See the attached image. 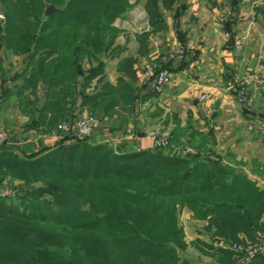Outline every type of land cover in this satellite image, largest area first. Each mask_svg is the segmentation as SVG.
<instances>
[{
	"label": "trees",
	"instance_id": "16d2710c",
	"mask_svg": "<svg viewBox=\"0 0 264 264\" xmlns=\"http://www.w3.org/2000/svg\"><path fill=\"white\" fill-rule=\"evenodd\" d=\"M0 1V49L24 57L15 95L34 96L39 82L46 87L37 115L26 109L24 140L57 121L73 123L76 107L92 111L114 91L129 102L155 97V91L135 93L139 59L150 52V36L167 29L161 12L175 8L177 17L182 12V0H143L149 30L135 35L137 57L120 58L116 83L106 82L86 95L87 83L103 75L102 58H119L125 51L117 45L121 31L113 23L138 0ZM203 1L212 7L217 0ZM47 5L63 9L45 16ZM230 30L227 24L225 31ZM170 62L160 65L171 70ZM107 86L112 91H104ZM114 103H106L103 113ZM123 146L115 150L93 135L48 148L42 144L25 156L0 145V186L8 173L13 179L20 174L25 184L33 179L43 184L22 187L16 205L0 198V264H194L178 253L185 248L178 219L184 208L204 223L209 242H200V249L214 264L234 263L241 253L225 245L240 242L239 234L255 242L264 216V188L242 171L221 159ZM245 264H264V255Z\"/></svg>",
	"mask_w": 264,
	"mask_h": 264
},
{
	"label": "rangeland",
	"instance_id": "374dc122",
	"mask_svg": "<svg viewBox=\"0 0 264 264\" xmlns=\"http://www.w3.org/2000/svg\"><path fill=\"white\" fill-rule=\"evenodd\" d=\"M137 4H132L131 6V14L135 13L133 7H135ZM186 1L182 0V12L179 14V16H176V10L173 8L170 12L162 11V18L167 23V29L163 32H160L156 40V43L158 45L159 54L163 57H166L169 52L172 51V53H175V50L178 48H175V38L179 43H181V47L185 49L186 58L185 63H189L191 60L188 57L190 55V51L186 46V41H188L187 37V31L186 27H183V24L180 22L183 18V14L186 12ZM0 8L2 11V16H0V20L3 18V9L0 1ZM137 14V13H136ZM185 16V15H184ZM133 17V15H132ZM141 17V16H140ZM135 19H139V16ZM141 19V18H140ZM126 21L130 22V26L127 27L122 34V39H118L117 45L119 47L126 48L127 44L129 46V42L131 40V35L135 33L136 28L141 27L143 25L142 20H136L138 21L135 25H133L134 18H128ZM232 23H236V21H232ZM228 25L231 24L230 22L227 23ZM127 24H124L123 27H126ZM222 28L221 30L225 31V26L220 25ZM132 27V28H131ZM235 29L234 25L232 27ZM170 31V32H169ZM226 32V31H225ZM251 34V33H250ZM153 35V40H154ZM254 37V36H253ZM179 38V39H178ZM256 39V37H255ZM255 39L253 43L255 42ZM154 40V41H155ZM120 41V43H118ZM153 41V42H154ZM152 42V41H150ZM257 42L254 43L256 45ZM153 45V44H152ZM242 45V44H241ZM245 45V44H244ZM154 47V46H153ZM217 47V46H216ZM258 47H261V44L258 45ZM243 48V45L241 46V50ZM246 49V45H245ZM262 51H264V45L262 46ZM215 53V51L213 52ZM250 53V52H249ZM257 54L254 59L250 60V62H247L249 65L247 67H241L238 71H236L237 77H242L245 75L253 74L254 72L259 73V75L264 77V58ZM8 60L9 56L6 54V52L3 49H0V68L2 69L0 72V97H3L6 91L11 86L12 82L11 80L15 81V78H18V69L20 68L18 66L17 69L14 66L13 68H8ZM103 75L100 77H97L96 79L90 81L87 83V88L85 89V94L90 95L95 93L96 91H99L102 89L103 84L110 81H113L115 77H119L116 75V66L113 65L112 60L114 58H111L109 55L107 57H103ZM183 61V62H184ZM86 62V61H85ZM210 62V61H209ZM217 62V60L215 61ZM220 65L222 64V59H219ZM11 63V62H10ZM154 64L157 62H152V60L145 59L144 62L140 61L137 69L139 74V81L134 84V88L136 89V94H141L143 91H146L145 89H148V85L152 83V80H147L142 77V71L146 64ZM84 68L87 69L88 64L87 62L84 63ZM19 65L24 66V60L20 61ZM217 66V65H216ZM223 66V65H222ZM171 68V67H170ZM11 69V70H9ZM115 69V70H114ZM169 76L167 79L166 84L162 88V90L157 91L154 88V85L152 84V88L155 91V97H147L145 99H141L140 97H137L133 102H129L126 99L123 98V96L120 94L121 92H113L111 96H108L107 98H102L99 100L98 104L96 105L95 109L91 111V107H86L84 109H81L80 107H76L73 110V113L75 115L74 119H76L78 116H81L83 114L90 115L94 119H96L100 125H101V132L103 134H108L112 138L115 139L113 136L114 132H118L121 134V137H126V135L129 134V132H136L139 134H146L148 137L149 135H154L157 139L166 140L168 142L169 148H175V149H184V148H190L192 149L195 154L194 156H199L201 158H214V159H221L226 165L230 166L232 169L236 171H241L243 168L246 167H258L262 169L261 171H258V173H261L262 176H264V139L260 142H252V143H243V141L239 144L237 141V145L240 146V151L238 153L233 154L229 153L228 156H225V153H220L217 150H212L210 141L208 138H204L201 134L194 131L193 124H190L188 127V130H193L194 132L189 133L187 132L188 139L184 138V132H181V127L177 123V118L179 117V113L182 110V104L184 100L187 99L188 96L187 93H185L180 98L177 97V93L181 92L184 88V90H187V87L184 86V82L187 80H183L179 82L178 86H175V84H172L173 81H175L176 74L175 71L169 69ZM215 77V76H214ZM23 78V77H22ZM22 78L19 80L22 81ZM230 76V80H231ZM82 79V77H80ZM229 82V80H228ZM181 85V86H180ZM178 87V88H177ZM81 89L80 86L78 88ZM113 87H105L104 91H112ZM178 89V90H177ZM177 90L178 92H175ZM253 90L254 92H258L260 95L264 96V91L258 86L251 84L249 86V92ZM187 92V91H186ZM230 92V93H229ZM46 93V87L42 82H39L37 85L36 94L30 95L26 92L23 97H17V95H14V98H10L8 100L7 104L4 106H0V134L3 133L6 135V140L0 144V145H6V147L12 148L16 151H20L23 155L29 156L31 155L32 149H35L36 152L41 150V145H45L47 148L51 147L54 142H62L63 144H68L69 138H56L53 137V135L58 136L59 133H57V129H54V126L62 124L58 121L52 126L48 128H39L38 134H35L34 136L30 135L28 140H24L22 138V133L24 130L27 129V126L29 124V114L26 112L27 107L33 111L40 108L42 103L47 98L45 96ZM189 94V93H188ZM228 96L232 98V100L237 105H245L248 109H251L250 107V99L246 98V103L239 104L236 99L235 93L232 91V89L228 90ZM204 96L201 97L203 99ZM264 98V97H261ZM180 99V100H179ZM28 100V101H27ZM111 100H114L116 103H114L115 106L111 107L109 110L104 112V106L106 103L110 102ZM29 102V104H28ZM261 103V102H259ZM263 103V102H262ZM262 109L264 108L261 106ZM70 109V108H69ZM37 111H35V115H37ZM92 112V113H91ZM258 116L255 117V120L243 122L241 123V130L242 135L244 136H256L254 132H250L248 130L249 125L254 124V128L257 129L260 127V125H264V112L261 114H257ZM24 117L25 119H22ZM114 117H117V120H113ZM211 118V123L214 122V118L217 117L215 113L211 114L209 116ZM188 118V116H187ZM189 119V118H188ZM213 120V121H212ZM218 120V119H216ZM191 123V121H189ZM209 122V121H208ZM204 122L203 124H199L200 128L208 127L207 123ZM215 123V122H214ZM217 124V123H216ZM129 125L131 126V129H129ZM58 127V126H57ZM176 127V129H175ZM235 127V126H233ZM131 131H127V130ZM138 130H141L140 132ZM33 131V130H31ZM176 131V132H175ZM178 131V132H177ZM108 132V133H105ZM176 138H175V134ZM258 137H263L264 135H257ZM126 139V138H122ZM251 139V138H247ZM233 142V141H230ZM110 147L114 148L116 150L117 145H120L115 139V142H105ZM22 146V150L20 148ZM237 146V147H238ZM160 147L157 145H154L153 148ZM167 151L168 153L172 154L168 148L160 147ZM122 150H130L129 147L123 146L121 148ZM229 149V148H228ZM232 150H229V152ZM179 157H187V156H180ZM192 156V155H191ZM239 157V158H238ZM17 178H12L10 173L6 175L4 178L2 185L0 186V198L4 199L6 201V204H18L17 195L20 194L21 188H31L33 185H36L37 183H40L43 187L42 183L38 179H33V181H30L28 183H24L23 177L20 176V174L17 175ZM20 176V177H19ZM260 186V183H258ZM43 198L45 199H51L48 195H44ZM22 209V208H21ZM179 224L183 230L184 233V242H185V248L182 250H178L179 258L187 259L189 261H192L194 264H214L213 259L203 254L202 250L200 249V242L202 241H208L209 239L206 237V234L204 233L203 229V223L200 221H197L193 219L192 213L187 209L184 208L180 211L178 215ZM261 227L259 230L255 232V242L257 235H264V216L260 220ZM240 242H235V245H239L242 247L241 254H235L236 257L233 264H245V255L246 252L251 249L256 243L250 241L246 235L239 234L238 235ZM227 249L232 250V245H225ZM235 253V252H234Z\"/></svg>",
	"mask_w": 264,
	"mask_h": 264
},
{
	"label": "crops",
	"instance_id": "0c3cea01",
	"mask_svg": "<svg viewBox=\"0 0 264 264\" xmlns=\"http://www.w3.org/2000/svg\"><path fill=\"white\" fill-rule=\"evenodd\" d=\"M185 1L187 10L185 14H183V19L180 20V22L183 24V27H186L188 37L186 46L190 51L188 57L191 61L187 64L183 62L184 65L182 62H170L172 70L177 73L175 81H173L172 84L178 86L183 78L184 80L187 78L184 82V86L187 87V90H184V88L181 92H178V89L175 90V92H178V98L185 93H187L186 96H188L187 99L181 103L183 106L179 113V117L177 118V123L181 127V132H184L185 136L183 139H188L186 136L187 132L192 133L195 131L204 136V138L206 137L209 139L211 145L210 149L225 153V156H228L229 153L233 154V150L236 154L240 151V146L236 144L237 141L239 144L242 141L243 143L248 144L252 142H260L264 139L257 135H251L249 137L244 136L241 133V123L253 121V119L255 120V117L258 116L257 114L264 112V108L262 109L261 107H264V98H261L264 96L251 90L247 95V98L250 99L251 109H248L246 104L237 105L232 98L228 96V90L232 89L230 76H235L236 71L241 69V67H247L249 65L247 62L254 59L257 54L260 53L258 56L264 58V51H262V46L264 45V5L261 4V0H259V4L254 7L240 5L237 0H217L216 5L212 7L203 0ZM131 4H137L133 7L136 12L131 14L130 8L124 18L116 19L114 21L113 26L123 32V30L131 25L129 21H126L128 18H134L133 25L138 22L136 20H142L143 25L134 29L135 33L131 35L129 46L127 44L125 51L119 58H114V60H112L114 66L117 65L120 58L127 56L137 57L138 45L135 40V35L142 31L149 30L147 17L143 10V0H138L136 3L131 2ZM225 12L230 13V17L225 23H223L219 21V14ZM252 12L255 14L254 17L251 16ZM138 16L139 19H135ZM232 21H236V23H232ZM228 22L231 23L229 24L231 29L229 33L220 29L222 28L220 25L226 26ZM124 24H127L126 27H123ZM233 25L235 29L233 28L232 31ZM226 33L229 36H226ZM230 33L232 34V41L230 39ZM157 35H159V33L154 36V40H157ZM152 38L153 35L150 36L148 40L150 52L147 58L139 59V62H144L145 59L149 58L152 62L155 61L159 64L167 62L166 57L159 54L156 40L154 41ZM118 39H122V36L119 35ZM254 39L255 42H257L256 45H254L255 42L253 43ZM235 41H240L243 45V48L240 51L237 50L234 45ZM118 43H120V41ZM244 44L246 45V49ZM259 44H261V47H258ZM181 46V43L175 38V48ZM214 51L215 53H213ZM7 55L9 56L8 68H13L15 66V69H17L19 66L20 68L17 71L18 74H20L24 66L19 64L20 61L24 60V57ZM220 58L222 59L221 65L219 62ZM216 60L217 62H215ZM1 70L2 69L0 68V72ZM115 73L118 75L117 71H115ZM11 81L13 82L9 89L3 97H0V106L7 104L11 97L14 98V87L21 82L19 78H15V81ZM110 82L111 84H115L116 77ZM151 85L152 83L148 85L149 90L145 89L146 91H143V93L154 92ZM202 96H207L208 99L202 100ZM213 113L217 115V117L214 118L215 123H211V118L209 117ZM22 119L25 118L22 117ZM113 120H117V117H114ZM189 121H191V123ZM204 122H208V127L200 128L199 124H203ZM190 124H193L194 131L190 129L188 130ZM129 129H131L130 125ZM129 129L127 130L128 132L131 131ZM138 131L140 132L141 130ZM113 136L117 139L119 144L124 142L130 149L146 150L154 147L153 141L146 134L129 132L126 137H121L120 133L114 132ZM229 150L232 151L229 152ZM261 170L262 169L260 168L259 170L258 167L248 166L241 171L248 179L255 182L258 187L264 188V176H262L261 173H258V171ZM258 183H260V186ZM204 233L208 238L207 233Z\"/></svg>",
	"mask_w": 264,
	"mask_h": 264
},
{
	"label": "built area",
	"instance_id": "2783aa9c",
	"mask_svg": "<svg viewBox=\"0 0 264 264\" xmlns=\"http://www.w3.org/2000/svg\"><path fill=\"white\" fill-rule=\"evenodd\" d=\"M261 4L264 5V0H261ZM240 5L254 7L259 4V0H237ZM254 13H251V16L254 17ZM230 17V13H220L219 21L225 23ZM226 36H229L226 33ZM237 49L241 48V42L235 41ZM185 49L183 47H179L175 50L173 54L172 51L166 56L167 60L181 63L186 58ZM164 63V62H163ZM158 68L157 71L155 69ZM169 69L166 67H162L159 63L146 64L142 71V77L147 80H152L154 88L157 91L162 90L164 85L167 82L169 76ZM251 84L258 85L264 91V77L259 75V73L254 72L253 74L245 75L242 77L232 76L231 78V87L232 91L236 95L237 102L239 104L246 103L247 92L249 90V86ZM208 97L204 96L202 100H207ZM254 124L249 125L248 130L250 132H254L256 135H264V125H260L259 128L255 129ZM58 136L53 135L56 138H78L84 139L96 135L98 137L99 142H115V139L112 138L108 134H103L101 132L100 123L94 119L90 115L83 114L78 116L73 123H62L57 127ZM33 136L37 134L35 131L32 132ZM149 138L153 141L154 145L165 147L170 150L172 154L180 155V156H191L194 155L195 152L190 148L184 149H175L169 148L168 142L166 140H159L154 135H149ZM6 140V135L0 134V144H2ZM256 244L246 252L245 262H249L255 257L264 255V235H257ZM232 250L241 253L243 250L239 245H232Z\"/></svg>",
	"mask_w": 264,
	"mask_h": 264
},
{
	"label": "water",
	"instance_id": "95a60500",
	"mask_svg": "<svg viewBox=\"0 0 264 264\" xmlns=\"http://www.w3.org/2000/svg\"><path fill=\"white\" fill-rule=\"evenodd\" d=\"M63 9V6L62 7H54L53 5H47L46 7H45V10H44V15L45 16H48V15H50L51 13H60L61 12V10ZM0 16H2V11H1V8H0ZM41 186V184L40 183H37L36 184V187H40Z\"/></svg>",
	"mask_w": 264,
	"mask_h": 264
}]
</instances>
